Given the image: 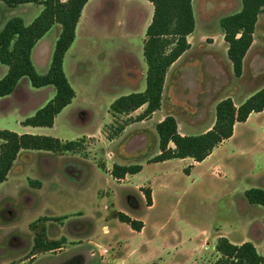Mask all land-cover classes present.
<instances>
[{
	"label": "rangeland",
	"instance_id": "obj_1",
	"mask_svg": "<svg viewBox=\"0 0 264 264\" xmlns=\"http://www.w3.org/2000/svg\"><path fill=\"white\" fill-rule=\"evenodd\" d=\"M113 1L114 9L100 18L86 12L83 30L63 64L76 96L56 117L53 129L29 128L31 134L20 125L53 98V87L35 89L23 79L11 95L0 99L1 130L81 142L75 152L19 153L8 182L0 185V264H215L214 246L220 237L232 243L254 242L264 255V209L244 197L249 189L264 191V114L238 124L234 137L218 151L228 171L219 167L209 171L205 164L192 173L191 160L150 163L158 153L156 123L168 110L180 133H199L210 125L211 115L202 113L199 120L197 114L188 121L186 114L196 116L190 106L202 100L212 105L228 94L240 104L264 88V14L258 18L251 51L258 52L259 58L252 63L251 56L238 79L223 52L219 21L238 12L241 1L193 0L191 40L202 38L204 46L216 45L210 51L205 46L204 54L199 52L200 64L189 71L191 83L185 90L175 84L179 66L170 71L163 108L152 119L154 126L129 122L127 131L110 143L106 134L127 119L120 117L114 123L108 115L111 92L126 95L129 91L115 86V72L131 59L135 61L131 68L137 72L146 66L142 20L129 17L144 11L127 0ZM42 9L34 4L8 7L0 1V30L13 18L29 25ZM60 29L53 26L34 52L39 75L49 69ZM6 72L7 67L0 64V79ZM190 124H196L192 131ZM115 164L144 167L136 177L118 181L110 174ZM186 167L189 176L184 173ZM29 180L40 182V187L30 186ZM146 189L151 193L149 208L142 192ZM118 213L143 222L141 231L120 223ZM37 234L42 243L56 241L62 248H34Z\"/></svg>",
	"mask_w": 264,
	"mask_h": 264
},
{
	"label": "trees",
	"instance_id": "obj_2",
	"mask_svg": "<svg viewBox=\"0 0 264 264\" xmlns=\"http://www.w3.org/2000/svg\"><path fill=\"white\" fill-rule=\"evenodd\" d=\"M0 1L8 7L25 4L43 7L29 25H25L19 18H13L0 30V64L7 67V73L0 79V99L11 95L22 79H27L35 89L53 87L55 90L53 98L31 117L21 122L24 127L52 128L55 118L72 103L75 97V92L63 70V60L75 40L76 26L88 0ZM145 1L153 7L152 19L146 29L142 48L147 68L145 89L141 93L118 97L110 105L109 113L115 123L120 117H127L142 107L145 109L135 118H127L119 125L115 123L113 133L106 134L108 140L118 137L129 122L144 121L160 109L167 71L188 50L187 37L195 29L193 0ZM240 1L241 9L238 12L219 21L224 42L227 44V57L235 78H240L242 75L243 59L252 45L258 18L264 14V0ZM54 25H59L61 31L54 45L49 69L46 74L39 75L31 60L32 50ZM263 110L264 88L239 106H235L229 97L219 101L215 107L213 126L199 135H180L176 120L172 116H167L155 126L158 136V155L152 158L150 163H163L173 159H191L195 163H201L222 142L232 137L236 124L246 122L250 114L260 113ZM80 143V141L62 142L49 136L17 134L0 129V184L6 181L21 151L54 154L75 152L80 148ZM141 170L142 167L139 165L115 164L110 174L113 179L122 180L128 175L138 174ZM184 173L189 175V169L186 168ZM29 185L40 187L38 181L29 180ZM142 192L146 205L151 206L150 190L146 189ZM244 197L249 204L259 205L264 209L263 190L256 188L246 190ZM117 219L135 232H140L143 227L142 222L133 220L123 213H118ZM40 237L41 235L37 234L34 240L36 249L44 247L46 251H52L61 247L56 241L42 243ZM214 249L218 255L215 264H264V256L260 255L250 242L235 245L227 238L220 237Z\"/></svg>",
	"mask_w": 264,
	"mask_h": 264
},
{
	"label": "crops",
	"instance_id": "obj_3",
	"mask_svg": "<svg viewBox=\"0 0 264 264\" xmlns=\"http://www.w3.org/2000/svg\"><path fill=\"white\" fill-rule=\"evenodd\" d=\"M128 2H131V3H136L139 7H140V9L141 10H143L144 11V14H142V13H140V14H135L136 12H134V13H131V14H129V17H130V19H132V20H134L135 19V16H137V17H139L141 20H142V28H143V31L145 30V32H146V29H147V27H148V25H149V23L151 22V19H152V15H153V7H152V5L148 2V1H145V0H127ZM116 6V4H115V2L113 1V0H88V2L86 3V5L84 6V8H83V10H82V13H81V17H80V20H79V22H78V24H77V26H76V31H75V40H74V42L72 43V45L75 43V41L77 40V37H78V32L80 31V29H82L83 30V25L85 24V20H86V12L87 11H92L93 13H94V17H98V18H100L101 16H102V14H103V12L105 11H109L108 9H114V7ZM192 8H193V1H192ZM193 14H194V12H193ZM128 19V18H127ZM195 19V18H194ZM258 22V21H257ZM55 26V25H54ZM53 27V26H52ZM256 27H257V24H256ZM195 30V29H194ZM255 30H256V28H255ZM50 31V30H49ZM48 31V32H49ZM60 31H61V29H60ZM47 32V33H48ZM46 33V34H47ZM255 33V32H254ZM45 34V35H46ZM59 34H60V32H59ZM44 35V36H45ZM43 36V37H44ZM59 36V35H58ZM43 37L36 43V45H35V47H34V49L32 50V54H31V60H32V63H33V65H34V67H35V63L33 62V55H34V52L36 51V49H37V47L41 44V41H42V39H43ZM193 37V33L191 34V35H189L188 37H187V42H188V44H189V48H188V50L168 69V71H167V74H166V77H165V82H164V87H163V93H162V101H161V107H160V109L158 110V111H156L155 113H153L148 119H146V120H144V121H141V122H136V123H144V122H150V123H152L153 124V126H154V123L152 122V119H153V117L156 115V113L157 112H159L162 108H163V104H164V98H165V91H166V84H167V78H168V75H169V73H170V71L173 69V68H177V66H179V72H177V75H176V77H175V84H176V87H181V89H183V90H185V88H187V84H189V83H191L190 82V77L188 76V73H190L189 71H191V70H194L197 66H199V64H200V58H199V56H198V54H199V52L201 53V54H204V52H205V46H207V45H205L204 46V40L202 39V38H199L197 41H196V39L195 40H191V38ZM144 38H145V35H144V37H142L141 38V41H142V48H143V41H144ZM220 41L222 42V44H223V52L227 55V44L224 42V39H223V34H222V32H221V38H220ZM194 42H196L195 44H193ZM72 45H71V47H72ZM216 45V42H211L207 47L209 48V51L210 50H212L213 49V47ZM253 45H254V35H253V42H252V45H251V47L249 48V50L247 51V53H246V55H245V57H244V59H243V69H242V75H241V77L243 76V74H244V72H245V66H246V63L248 62V60H249V58L252 56L253 58L251 59V61H252V63H254L255 61H256V59L257 58H259V53L258 52H251L252 51V48H253ZM71 47L68 49V51L66 52V54H65V56H64V60H63V64H64V61H65V59H66V57L68 56V54H69V51H70V49H71ZM258 51V50H257ZM252 54V55H251ZM142 57H143V55H142ZM228 58V57H227ZM124 59V58H123ZM122 59V60H123ZM141 60V59H140ZM229 60V59H228ZM143 61H144V59H143ZM250 61V62H251ZM142 62V61H141ZM230 62V61H229ZM132 63H135V61L134 60H128V62L127 63H124V64H122V66H119V68H118V70L115 72L116 73V82H114L115 83V86L118 88V90H124L125 88H126V90H129V91H126L127 93H125L126 95H129V94H132V93H141V92H143L144 91V89H145V87H144V89H143V82H144V80L146 79V66L144 67V65H143V70H142V72H137V71H135L133 68H131L132 67ZM145 63V62H144ZM143 64V63H142ZM231 64V63H230ZM127 65V66H126ZM146 65V64H145ZM231 67H232V65H231ZM64 70V69H63ZM233 72V71H232ZM7 73V72H6ZM66 76V75H65ZM240 77V78H241ZM239 79V78H238ZM22 81H23V79L22 80H20L19 81V83H18V85L16 86V88L17 87H19L20 85H21V83H22ZM27 81V80H26ZM27 83V82H26ZM26 85V84H25ZM71 86V85H70ZM50 86H48V87H44L43 89H47V88H49ZM112 87V86H111ZM15 88V89H16ZM14 89V90H15ZM73 89V88H72ZM263 89V88H262ZM261 90V89H260ZM14 92V91H13ZM75 92V91H74ZM119 92H122V91H119ZM111 94H112V97H111V99H110V103H109V105H108V115L109 116H111L110 115V113H109V107H110V105L113 103V101L115 100V99H117L118 97H120L123 93H118V91H112L111 92ZM75 96H76V93H75ZM122 96H125V95H122ZM176 94H173V98H175L176 99ZM227 97H229V98H231L232 99V101H233V103H234V105L235 106H239L240 104H236L235 102H234V100H233V95L232 94H228L226 97H224V98H227ZM250 97V96H249ZM248 97V98H249ZM4 98H6V97H4ZM75 98V97H74ZM224 98H222V99H224ZM2 99V98H1ZM222 99H220L219 101H221ZM246 100V99H245ZM73 101V100H72ZM219 101H217L216 103H213L212 105H209V104H206L205 103V101L204 100H202L201 102H196L195 103V105H192V106H190V108H191V110H196V116L194 117V116H192L191 114H186L185 116H184V118L186 119V120H192V119H194V118H197V116L200 114V116L202 115V113H205V114H207V113H210V115H211V123H210V125H208V126H206L202 131H200L199 133L197 132V133H194L193 131H192V129H194L193 127H194V125H196V124H194V125H192V124H190V126L188 127V130H191L192 131V133H188V132H185L184 131V133H180V131H179V127H178V132H179V134L180 135H182V136H195V135H199V134H202V133H205L206 131H208L212 126H213V123H214V119H215V117L214 118H212V115H213V111H214V114H215V107H216V105H217V103L219 102ZM244 102V101H243ZM242 102V103H243ZM215 104V105H214ZM199 105H202V109H200L199 107ZM69 106V105H68ZM43 107V106H42ZM40 109V108H39ZM65 109V108H64ZM142 109V110H141ZM141 109H139V110H141L142 112H143V110L145 109V107H142ZM168 109V108H167ZM38 109H36V111H37ZM139 110H137V111H139ZM35 111V112H36ZM137 111H135L134 113H132V114H130L129 116H127V117H124V118H131V117H137L139 114H141L142 112H137ZM198 114V115H197ZM262 114H264V110L262 111V112H260V113H252V114H250L249 115V117H248V119L246 120V122H244V123H238V124H245V123H248V122H250L251 121V119L253 118V117H255V115H262ZM167 116H172L175 120H176V118L174 117V115L173 114H171L170 112H169V110H168V113L166 114V115H162L160 118H159V120H158V122L156 123V125L158 124V123H160L165 117H167ZM112 117V116H111ZM200 119H202V116H201V118H199V120ZM25 120V119H24ZM24 120H22L21 122H23ZM55 120H56V118H55ZM21 122H20V125H21ZM176 123H177V121H176ZM190 123V122H189ZM238 124H236L235 126H234V130H233V135H232V137L230 138V139H228V140H226V141H224V142H222L217 148H215L213 151H212V153L204 160V161H202L201 163H195V162H193V160H191V159H183V160H180V159H178V160H180L181 161V163H187V161H192L193 163L192 164H190V170H191V172L193 173V171L196 169V168H198V167H200V166H202V165H205V164H207L208 165V169H209V171H211V170H213V169H216L217 167H219L220 169H225V171H228L226 168H225V166H224V164H223V162L220 160V153L218 152L227 142H229L233 137H234V135H235V131H236V128L238 127ZM22 126V125H21ZM54 126H55V121H54V125H53V127L52 128H47V129H53L54 128ZM177 126H178V123H177ZM22 127H24V126H22ZM130 127V125H128V126H126L125 127V129H124V131L121 133V134H123V133H125L126 131H127V129ZM25 129V133H33L29 128H31V129H40V128H33V127H24ZM262 132H263V134H264V128H262ZM120 134V135H121ZM60 140V139H59ZM62 142H65L64 140H61ZM110 141V143L111 142H113V140H109ZM48 153V152H47ZM66 153H69V152H66ZM158 155V153L156 154V156ZM174 160V159H173ZM170 161V160H169ZM165 162H168V161H165ZM14 164H15V162H14ZM117 165H119V164H117ZM188 165V164H187ZM121 166V165H120ZM124 166H131V165H124ZM139 166H141L142 167V170H143V165H139ZM13 167H14V165H13ZM13 167H12V169H13ZM187 168V167H186ZM185 168V169H186ZM12 169L10 170V172H9V174L11 173V171H12ZM141 170V171H142ZM140 171V172H141ZM139 172V173H140ZM138 173V174H139ZM9 174H8V176H7V179H6V181L5 182H3V183H1V184H5V183H7L8 182V177H9ZM137 175V174H136ZM136 175H128V176H132V177H136ZM186 176H189V175H186ZM127 177V176H126ZM125 177V178H126ZM125 178L124 179H122V181L123 180H125ZM118 181H121V180H118ZM40 183V182H39ZM0 184V185H1ZM41 184V183H40ZM150 207V206H149ZM148 207V208H149ZM126 215V214H125ZM142 224H143V222H142ZM252 224H253V222L252 221H250L249 222V224L248 225H250V227L252 226ZM139 233V232H138ZM232 243V242H231ZM243 243V242H242ZM233 244H237V245H240L241 243H234L233 242ZM252 244L255 246V244H254V242H252ZM256 247V246H255ZM62 247H60L59 249H61ZM59 249H56V250H59ZM262 256H264V255H262Z\"/></svg>",
	"mask_w": 264,
	"mask_h": 264
}]
</instances>
